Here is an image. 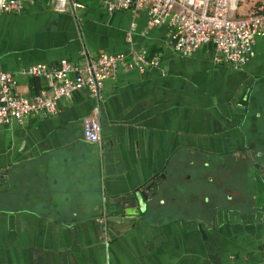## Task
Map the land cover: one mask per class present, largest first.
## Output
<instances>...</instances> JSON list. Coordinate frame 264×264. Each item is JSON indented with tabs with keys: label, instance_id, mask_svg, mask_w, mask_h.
I'll list each match as a JSON object with an SVG mask.
<instances>
[{
	"label": "crops",
	"instance_id": "crops-1",
	"mask_svg": "<svg viewBox=\"0 0 264 264\" xmlns=\"http://www.w3.org/2000/svg\"><path fill=\"white\" fill-rule=\"evenodd\" d=\"M104 1L59 14L52 0H26L20 14L0 13V72L76 63L82 50L159 60L104 82L100 143L81 137L96 104L85 92L54 116L0 125V264H264V172L250 190L245 171L244 188L230 181L263 143L264 39L235 70L216 63L212 45L179 56L167 27ZM260 5L242 0L237 16ZM15 80L21 96L46 87ZM158 178L146 212L110 220L130 218L124 198Z\"/></svg>",
	"mask_w": 264,
	"mask_h": 264
},
{
	"label": "built area",
	"instance_id": "built-area-1",
	"mask_svg": "<svg viewBox=\"0 0 264 264\" xmlns=\"http://www.w3.org/2000/svg\"><path fill=\"white\" fill-rule=\"evenodd\" d=\"M26 0H3L0 13L20 14ZM242 0H105L107 12H143L150 27L169 29L176 54L188 57L203 46L212 45L217 64L240 70L254 56L258 38L264 39V0L258 12L237 16ZM55 13H75L82 8L79 0H52ZM74 63L60 59L57 64H38L15 73L0 72V125L22 124L32 113L54 116L58 102L85 92L96 104L81 121V137L88 143H100L99 121L102 92L106 80H114L119 71L156 67L157 57L148 59L144 52L128 54L102 53L91 58L85 50ZM15 75L42 79L46 87L31 96L15 93ZM105 218L102 220V222Z\"/></svg>",
	"mask_w": 264,
	"mask_h": 264
},
{
	"label": "water",
	"instance_id": "water-1",
	"mask_svg": "<svg viewBox=\"0 0 264 264\" xmlns=\"http://www.w3.org/2000/svg\"><path fill=\"white\" fill-rule=\"evenodd\" d=\"M160 183V178L153 180L146 184L142 190H135L131 192L126 198L125 206L132 208L133 210L124 211V215L130 218H111V221L118 222V223H125V222H132L138 215L140 216L144 212H146V202L149 198L148 195L152 194V196H157L156 187Z\"/></svg>",
	"mask_w": 264,
	"mask_h": 264
},
{
	"label": "rangeland",
	"instance_id": "rangeland-1",
	"mask_svg": "<svg viewBox=\"0 0 264 264\" xmlns=\"http://www.w3.org/2000/svg\"><path fill=\"white\" fill-rule=\"evenodd\" d=\"M263 81H264V79H263ZM257 87H260V83H258L257 85H256ZM255 89H256V87H255ZM260 129H261V131L262 132H260V133H258L256 136H257V139H260V141H263V143H261L260 144V147H264V125H261L260 126ZM257 142V141H256ZM256 142H253V148H255V149H260V151H261V148H256L255 146L258 144V143H256ZM262 153H264V149H263V151H261ZM264 157V156H263ZM252 161V165H249L248 167H247V169H246V171H245V175L244 176H246V178H247V180H248V185H247V189L248 190H250V188H251V184H252V181H249V177H251V176H253L254 177V175L255 174H257V175H259V173L258 172H260V171H262L263 172V169H264V166H262V165H264V158H262V159H252L251 160ZM255 163H257V165H254ZM260 163H262V164H260ZM244 167V166H243ZM242 167V168H243ZM248 175V176H247ZM260 176V175H259ZM239 180H241V177H239L238 176V174H236V177L235 178H233V179H231L230 181L232 182V184H233V186H234V188L236 187V188H238V187H240V188H244L243 187V184H244V181H239ZM253 187V186H252Z\"/></svg>",
	"mask_w": 264,
	"mask_h": 264
},
{
	"label": "flooded vegetation",
	"instance_id": "flooded-vegetation-1",
	"mask_svg": "<svg viewBox=\"0 0 264 264\" xmlns=\"http://www.w3.org/2000/svg\"><path fill=\"white\" fill-rule=\"evenodd\" d=\"M263 149H264V147H261V151H263ZM260 151V149H255V148H250V150L249 149H247L246 150V154L248 153V155H247V160L249 161V163L250 164H246L245 166H244V169L242 168V167H238V168H240V170L239 169H236V174H238V176H240L241 175V172L240 171H246V169H247V167L249 166V165H252L253 163H252V159L254 158V159H262V158H264L263 156H264V153H262ZM260 155V156H259ZM257 156H259V157H257ZM260 164H262V163H260ZM254 165H257V163H255ZM262 166H264V165H262ZM263 172H264V169H263Z\"/></svg>",
	"mask_w": 264,
	"mask_h": 264
},
{
	"label": "clouds",
	"instance_id": "clouds-1",
	"mask_svg": "<svg viewBox=\"0 0 264 264\" xmlns=\"http://www.w3.org/2000/svg\"><path fill=\"white\" fill-rule=\"evenodd\" d=\"M3 2V0H0V3H2Z\"/></svg>",
	"mask_w": 264,
	"mask_h": 264
}]
</instances>
